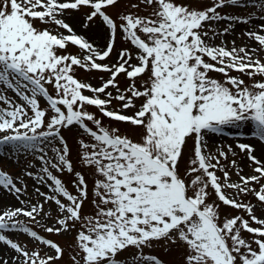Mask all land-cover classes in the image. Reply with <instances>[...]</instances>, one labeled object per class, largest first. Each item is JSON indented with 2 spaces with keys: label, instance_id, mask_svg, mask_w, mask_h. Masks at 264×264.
<instances>
[{
  "label": "snow or ice",
  "instance_id": "6c2138e0",
  "mask_svg": "<svg viewBox=\"0 0 264 264\" xmlns=\"http://www.w3.org/2000/svg\"><path fill=\"white\" fill-rule=\"evenodd\" d=\"M118 2L0 0V85L4 86L0 88V103L7 105L0 107V133H3L0 147L16 142V148H37L41 137H59L63 147L53 149L58 163H47L59 171L72 172L73 165L67 158L69 149L60 130L78 126L95 141L92 144L80 141L84 149L80 159L103 177L94 185V195L98 198L93 200L95 215L82 217V205L88 194L85 177L75 173L73 184L79 194L73 195L44 167L43 171L52 181L49 187L53 195H40L45 196V202H54L60 213L55 225L46 231L61 234L81 223L75 237L79 259L73 256V264H164L158 257L143 253L144 247L161 240L184 246L183 264H264V219L254 214L258 205H264V184L260 183L264 180V163L252 154L251 145L238 144L256 165L253 169L256 174L241 175L239 183H230L229 173L220 166L219 160L227 154L205 153L206 133H218L224 127L243 122L253 123L252 135L264 143V81L249 86L243 79L229 74L237 71L250 79L264 76V62L254 58L256 49H237L234 41L231 50L208 42L229 32L234 24L249 23L251 14L249 18H241L218 11L237 6L242 0H213L212 6L204 10L178 5L174 0H139V4L131 7L139 8L140 4L152 7L150 15L119 14L117 23L106 9ZM257 4L264 11V0H255L253 7ZM81 7L91 9L85 14L82 25L85 30L97 18L107 29L105 48L99 49L83 35H77L60 18L66 10ZM33 21L53 25L55 32L47 27L38 29ZM220 21H227L228 27L216 32L212 25ZM205 24L209 25L207 30ZM118 32L136 50L135 55L123 48L111 66L97 62L110 58ZM261 32H264V23L258 31L245 34L264 49ZM69 44L82 50V57L57 54L58 50L66 51ZM205 57L215 63L207 62ZM133 59L137 63H132ZM76 67L107 72L109 78L101 86L93 87L75 78ZM211 71L223 74L224 82L211 78ZM121 74L129 81L123 90L117 83ZM144 76L147 79L137 87L136 81ZM46 84L53 86L55 96L49 93ZM109 87L116 89L115 95L107 91ZM6 90L15 92L24 103L11 100L5 95ZM85 90L93 95L83 94ZM101 95L105 98H100ZM38 96L47 101L52 112L47 123V112L40 108ZM138 99L143 102L137 108ZM113 100L119 102V110H110ZM86 106H94L104 117L129 124L133 129H143L140 139L134 141L121 135L118 128H104L101 120L85 110ZM133 108L136 111L132 115L124 114ZM85 121L93 122L97 130L88 127ZM189 139L194 141V150L182 177L179 165ZM39 159L45 161V156ZM216 169L223 172V183ZM26 175L32 173L26 172ZM39 179L43 182L44 178ZM250 184L259 185V190L249 187ZM0 187L14 194L22 191L12 176L2 170ZM209 188L220 203L245 212L249 219L236 215L225 217L221 222L220 203L208 202L212 194ZM224 188L235 189L238 194L252 193L258 205L239 202L235 196L226 195ZM58 196L69 203L62 202ZM42 208L43 205H33L31 210L3 211L0 230L19 229L54 250L55 256L42 257L37 251L29 252L0 234V242L19 254L11 261L0 256V264H21L20 257H23L22 264H55L62 258L63 249L56 242L14 219L23 214L35 220L34 214L38 215ZM250 222L259 226L252 227ZM242 232L251 234L252 239L245 240ZM130 247L137 250L136 255L126 262L116 258Z\"/></svg>",
  "mask_w": 264,
  "mask_h": 264
},
{
  "label": "rangeland",
  "instance_id": "374dc122",
  "mask_svg": "<svg viewBox=\"0 0 264 264\" xmlns=\"http://www.w3.org/2000/svg\"><path fill=\"white\" fill-rule=\"evenodd\" d=\"M63 2V0H61ZM174 2L178 5H186L190 8H194L197 10H204L208 7L212 6L213 0H174ZM255 0H242V3L237 6H229L218 9V11L222 15L228 16H237L241 18H250L249 23H238L234 24L232 29L223 34L217 35L214 39L208 40V42L214 46H224L228 50H231L233 47V41L235 42V47L237 49L243 47L248 50L256 49L255 57L259 58L261 62H264V49H261L259 44L254 40L250 39L245 33L248 31H258L259 26L264 23V20L261 19L264 16V11H261L259 5L253 7V3ZM132 4H139V0H119L115 7H109L106 9V12L112 16L113 19L117 20V23L120 21L117 19L119 14H127L129 12H133L140 16H148L152 11V7H145V5L140 4L139 8L133 9L131 7ZM154 7V6H153ZM91 9L88 7H81L79 10H66L63 14L62 18L66 23H68L74 30L77 35H83L89 42H91L95 47L99 49H103L106 47L107 43V29L100 25L99 19L90 25L87 30H85L82 25L85 21V14L90 13ZM34 25L38 29L49 28L55 32V26L50 24H42L39 21H33ZM209 27L208 24H205L204 29L207 30ZM213 30L216 32H222L225 27H228L227 21H220L218 23H214L212 25ZM59 31L63 32L65 35L68 33L64 29H60ZM259 34L264 35V32ZM211 36V33L209 34ZM207 39V38H206ZM127 48L129 51L135 55V49L122 39L121 34L118 32L116 37V43L114 46V50L111 53L110 58H107L105 61H97L99 63H105L108 65H112L116 62L118 53L121 49ZM57 54L59 55H76L82 57L83 52L76 46H72L69 44L67 50H58ZM207 62L215 63L211 61L209 58L205 57ZM132 63H137L135 59H133ZM218 67L220 65H217ZM229 74L231 76H236L244 80L246 85L251 86L256 81H264V76L256 75L254 78L250 79L247 75H243L237 71H230ZM74 76L81 82H85L91 84L93 87L101 86L102 82L109 78V74L107 72L97 71V70H84L79 67H76L74 70ZM209 76L213 79H216L220 82H224L225 76L221 73L211 71L209 72ZM147 76L141 77L136 81L137 87H140L143 80H146ZM117 83L121 90L125 89L129 81L124 74H121L117 78ZM4 87L0 85V88ZM45 87L48 89L49 93L55 96V90L52 85L46 84ZM107 91L116 94V89L109 87ZM85 95L92 96L93 93L85 90ZM5 95L9 97L11 100L16 103L23 104L24 102L19 99V97L15 94V92L11 90H6ZM100 98H105L101 95ZM40 108L46 110V123L47 119L52 115L51 110L47 104V101L42 97H37ZM142 99H138L135 101L137 108L142 103ZM0 107H7L6 104L0 103ZM120 104L119 102L113 100L110 105V110H119ZM86 111L93 114L96 119L101 120V124L104 128L111 130L112 128H118L119 133L121 135H127L134 141H138L140 139V133L143 132V129H133L132 126L126 123L116 122L110 118L104 117L101 112L94 106H86ZM136 111V108L126 110L124 114L132 115ZM29 115H31V111L29 110ZM88 127L93 130H97L96 126L91 121H85ZM254 125L251 122H243L239 123L236 126L224 127L218 133H206L205 134V153L211 156H218L219 152L223 151L227 154V157H219L220 166L223 167L224 170L228 171L230 183H239V177L242 176H251L254 173L253 169L256 167L252 161L248 158L247 152H242L238 144H248L251 145L254 149L253 155L264 163V143H262L258 138L252 135ZM42 130H46L42 129ZM21 131H24L21 129ZM3 135V133H0ZM60 136L63 137V140L66 142L67 147L69 149L68 159L71 161L73 165V171L68 172L66 169L63 171H59L56 168L51 167V163H58L56 152L53 149H60L63 147L61 140L59 137L52 138L49 137L47 139L41 137L37 142V148H16L14 145L16 142H10L3 147H0V170L8 173L12 176L14 182L17 187L22 188L21 193L14 194L11 193L2 187H0V213L9 209L23 208L25 210H31L33 205H43L42 211L40 213L34 214L35 220L24 216L23 214L18 215L14 219L16 221L22 222L24 226H27L33 231H36L38 235L46 238H50L56 242L62 249L63 255L62 258L55 261V264H73L72 257L77 256V253L80 251L76 247L75 237L77 232L81 229V223H76L75 228L69 232H63L61 234L48 233L46 231L47 227H52L55 225L56 219L60 215L57 206L52 201L45 202V196L40 195V193H44L47 196L53 195L52 188L49 185H52V181L47 178V174L43 171L44 167H48V170L52 172L54 176L59 178L62 183L65 185L67 190L73 194L78 195V190L74 186L73 181L76 179L75 173L80 172L86 180L87 183V198L84 200L82 205L81 216L82 217H91L96 213V207L93 204V200H98V198L94 195V185L97 179H103L102 176L96 174L95 169L91 167H86L80 156L84 149L81 148L80 141H83L87 144L95 143L92 137L85 133L78 126H70L68 128H62L60 130ZM229 146H231V151H229ZM43 149V151H40ZM194 150V141L189 139L186 147L183 149V159L180 161V175L183 177L186 168L189 166V160L192 158V153ZM88 151H91L89 148ZM43 155L45 156V161L39 159V157ZM50 161L51 163H47ZM232 161H235V165L232 164ZM215 163V161H213ZM216 175L220 177L221 183L224 182L223 172L219 169H216ZM26 172H31L32 175H26ZM239 173V175H238ZM43 177V182L39 179ZM261 184H264V180L260 181ZM54 187V185H53ZM249 187H255L259 190V185L250 184ZM37 189L39 192H37ZM209 192L212 193L211 188H209ZM224 192L226 195L235 196L239 202L250 203L252 205H258V201L252 193L247 195L238 194L235 189L224 188ZM189 195H192V191H189ZM64 203H69L66 198L62 196H58ZM216 201V203H220L214 193L210 195L208 200L209 203ZM110 207V205H109ZM220 220L221 222L225 217H233L236 215H241L245 219H249L248 215L240 210L233 209L231 207H226L222 203H220ZM254 214L264 219V205H258L255 208ZM251 223V222H250ZM252 227H258L259 225L255 223H251ZM0 234H4L9 239H12L14 242L18 243L21 247L26 248L29 252L37 251L40 253L42 257L45 255H53L55 256L54 250H50L47 246L43 245L39 241H35L32 237H30L27 233H23L19 229L8 228L5 230H0ZM46 235V237H45ZM242 236L245 240H251V234L247 232H242ZM46 238V239H48ZM253 248H256V245H252ZM137 250L135 248H128L127 250L121 252L116 257L118 260L127 261L132 256L136 255ZM143 253L145 255H152L158 257L160 260L164 262V264H183V257L185 254L184 246L180 244H171L165 243V241L161 240L159 242H153L151 247H144ZM0 256L4 257L11 261V258L19 256L14 250H11L10 247L6 246L3 242H0ZM79 259V256H77ZM21 264L23 261V257H20ZM147 264V262H145Z\"/></svg>",
  "mask_w": 264,
  "mask_h": 264
}]
</instances>
